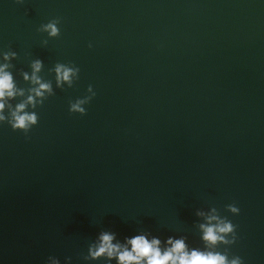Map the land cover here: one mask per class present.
<instances>
[{
    "label": "water",
    "instance_id": "1",
    "mask_svg": "<svg viewBox=\"0 0 264 264\" xmlns=\"http://www.w3.org/2000/svg\"><path fill=\"white\" fill-rule=\"evenodd\" d=\"M3 64L0 264H117L85 259L101 232L205 250L209 216L236 226L215 251L264 264V0H0ZM20 103L27 138L7 123Z\"/></svg>",
    "mask_w": 264,
    "mask_h": 264
},
{
    "label": "clouds",
    "instance_id": "2",
    "mask_svg": "<svg viewBox=\"0 0 264 264\" xmlns=\"http://www.w3.org/2000/svg\"><path fill=\"white\" fill-rule=\"evenodd\" d=\"M22 2V0H18ZM57 19L50 20L47 24L43 25V29L48 32L51 37L59 35V28ZM46 43V41H45ZM91 47V45H89ZM10 55H15L13 52L5 53L4 59L7 60ZM8 67L7 64L0 65V100L5 96L11 97L14 95V85L12 82L11 75L4 69ZM33 83L38 84L37 88L31 89L36 96L42 97L45 91H51L49 83H41L39 77L35 75L41 67V62L36 60L33 64ZM57 84L61 81H67L69 85L72 84V77L75 75L78 78L79 68L75 66H65L64 64L57 63L55 67ZM25 79H28L25 75ZM87 92L90 93L82 98H77L75 102H70L69 112L85 114L86 109L83 107L84 104L95 95L92 86L89 85ZM28 102H33V97H28ZM42 102V101H41ZM25 104L20 103L16 109L11 112V119L7 121L8 125L15 130L23 132L27 138V134L32 126L38 122V116L35 113L22 112ZM4 108V104L0 102V110ZM5 117L0 115V121H3ZM228 211L233 214L239 212L238 207L234 204H228L225 206ZM215 211V209H213ZM208 224H201L200 227L203 229L202 239L206 242V245L211 246L205 250L193 249L188 251L183 239H173L168 237L166 243L170 247L165 248L163 251L160 248V240L153 238L147 239L145 235H136L131 238H126V244L113 243L114 234L109 232H101L99 234L98 242L89 245L88 256L89 258H99L101 256L107 258H115L117 264H243L242 258L233 255L229 259V250L226 248L223 252L215 251V246L218 242L226 245L233 244L237 239L236 226L227 219H219L217 216L207 217ZM217 221L212 224L211 221ZM231 234V239H226V235ZM130 246V247H129ZM52 259L49 256L45 262ZM70 260V257H66ZM52 264H59L58 259H52Z\"/></svg>",
    "mask_w": 264,
    "mask_h": 264
}]
</instances>
